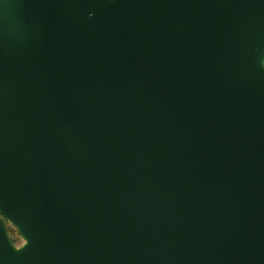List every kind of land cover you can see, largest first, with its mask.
I'll return each instance as SVG.
<instances>
[{"label":"water","instance_id":"obj_1","mask_svg":"<svg viewBox=\"0 0 264 264\" xmlns=\"http://www.w3.org/2000/svg\"><path fill=\"white\" fill-rule=\"evenodd\" d=\"M0 264H264V0H0Z\"/></svg>","mask_w":264,"mask_h":264},{"label":"trees","instance_id":"obj_2","mask_svg":"<svg viewBox=\"0 0 264 264\" xmlns=\"http://www.w3.org/2000/svg\"><path fill=\"white\" fill-rule=\"evenodd\" d=\"M8 232H9L10 237L12 238L13 242L16 243L19 235L17 234L15 228H13L11 225H8Z\"/></svg>","mask_w":264,"mask_h":264},{"label":"rangeland","instance_id":"obj_3","mask_svg":"<svg viewBox=\"0 0 264 264\" xmlns=\"http://www.w3.org/2000/svg\"><path fill=\"white\" fill-rule=\"evenodd\" d=\"M21 241H22V240H21V238H20V237H18V238H17V242H16V244H19V243H21Z\"/></svg>","mask_w":264,"mask_h":264}]
</instances>
